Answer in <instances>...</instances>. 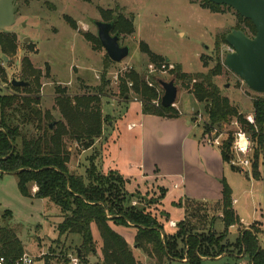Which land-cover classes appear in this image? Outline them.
I'll return each instance as SVG.
<instances>
[{"label":"rangeland","instance_id":"374dc122","mask_svg":"<svg viewBox=\"0 0 264 264\" xmlns=\"http://www.w3.org/2000/svg\"><path fill=\"white\" fill-rule=\"evenodd\" d=\"M15 4L17 10L14 24L4 31L0 30V34L10 33L16 37V51L13 55L7 57L0 50V94L13 92L11 79L28 80L31 91L39 98L38 108L41 111H50L57 120L61 118L55 106V89L58 87L65 89L67 95L98 97L101 100V109H104L102 114H105L104 124L107 127L108 122L111 125L110 121L116 122V118L122 114L119 106L129 101H138L130 90V83L126 81L128 93L125 94L120 89L121 81L125 80L127 72H136L147 82L151 77L172 81L169 73L171 65H179L185 73H206L216 65V53L221 70L213 78V82L220 94L227 97L241 114L245 116L252 113V100L261 94L250 90L223 65L225 55L231 52V48L222 41L227 33L238 29L246 31L249 37L253 36L246 20L228 6L213 7L204 0H15ZM117 15L132 20L134 27V32L130 35L118 33L119 44L128 48V55L119 63L107 58L105 50L97 42L95 26L96 21L108 22L109 18H115ZM140 43H144L153 54L160 56L164 61L154 63L149 60L139 48ZM23 59L28 61L33 70L39 72L37 81L27 74V69L25 74L22 71ZM174 83L177 86V98L172 108L178 114H181L179 110L182 109L189 111V118L200 126L203 132L204 121H208L204 105L196 101L184 85L175 81ZM19 92L24 94L21 88ZM162 93L161 89L160 97ZM233 120L235 119L231 121ZM229 123H223L221 129H229ZM33 127L31 126V132ZM114 129L111 136H118V140L123 142L128 150L126 155H131L132 145H135L138 139L133 137L135 131L126 130V121L123 118L117 122ZM214 129L211 128L210 131ZM206 131L210 132L209 128ZM106 137L102 136L95 141L94 147L87 149L70 138H64L70 153L69 171L85 175L86 169L93 162L97 172L108 174L110 170L105 169L103 150ZM115 159L120 162L119 156ZM124 161L125 159L121 163ZM258 169L260 178L257 184H261L262 189L258 190L256 186L253 194L256 193V197L261 200L263 208L264 156L259 157ZM236 176L248 187L243 174L238 173ZM127 179L129 181H126L125 191L140 195V200L133 198L131 204L146 206L152 214L156 213L157 204L147 203L149 199L160 194L155 181L141 183L138 176H128ZM170 185L168 183L166 187L164 183H160L168 193L171 190ZM33 186H28L30 193H33ZM138 187L140 188L137 189ZM257 198L255 200H258ZM160 207L170 214V220L179 217V212L171 209L169 194ZM198 209H201L199 214L206 215V220L201 225L197 223L198 229H203L205 233L211 231L208 230L207 224L214 216L208 214L209 208L192 205L189 221L191 213ZM5 210L11 211V217L5 219L20 240L23 253L38 257L37 260L43 264L46 261L49 264H71L70 256H75L74 249L79 241L73 234L58 238L56 225L62 220L59 208L43 199L23 197L18 191L17 178L13 174H0V225L3 224L2 214ZM191 220L195 221L192 218ZM215 229L222 230V225L217 223ZM234 237L235 232L230 231L228 239L233 240ZM258 239L264 249V233H260ZM131 249L141 264L155 263L154 258L146 256L140 249ZM242 256L230 247L220 259H208L200 264H239V258ZM243 259L248 264V258L244 256ZM88 261L89 264H102L100 245L97 244L96 255L89 256ZM169 264L181 263L171 261Z\"/></svg>","mask_w":264,"mask_h":264},{"label":"trees","instance_id":"16d2710c","mask_svg":"<svg viewBox=\"0 0 264 264\" xmlns=\"http://www.w3.org/2000/svg\"><path fill=\"white\" fill-rule=\"evenodd\" d=\"M204 2L213 7L220 6L207 0ZM243 19L254 36L253 24L250 20ZM107 21L112 23V35H130L134 32L132 20H127L122 15L111 17ZM241 31L247 35L246 31ZM223 39L226 43L225 37ZM97 42L101 46L98 38ZM139 48L152 62L164 61L160 56L153 54L144 43H140ZM0 50L7 57L15 53L14 34H0ZM215 62L216 65L206 73H185L177 64L172 65L169 73L172 81L184 85L195 100L204 105V113L210 126L221 127L223 123L227 124L236 119L242 128L250 133L254 142L251 174L253 178L258 179L259 157L264 156V94L261 93L252 100L254 125L248 124L244 115L227 97L220 94L213 82V78L221 70L217 53ZM22 65L24 74L27 69V74L37 81L39 72L33 70L25 59L22 60ZM124 79L121 81V91L128 93L126 81L130 83V90L140 102L143 114L177 117L178 113L172 106L164 108L160 105V79L151 77L147 82L144 77L131 71L125 74ZM25 81L28 82L26 87L12 86L11 94H0V174L15 175L18 191L23 197L43 199L59 208L62 220L56 225L58 238L68 236L67 234L77 236L79 243L74 249V254L79 264H89L88 257L96 255L97 243L93 237V228L101 241L102 264H141L135 258L131 247L112 225L133 227L134 248L154 258V264H167L184 259L189 264H199L202 258L213 259L226 254L230 247L246 256L248 264H264V249L258 239L260 230L255 224L246 230L239 229L234 242L227 240L228 228L240 223L232 207L231 189L224 179L221 181V221L224 226L222 232L217 233L212 228L215 217L207 224L208 230L211 231L205 233L203 229H198L197 223L201 225L206 220V215L199 214L201 209H198L191 213L189 221V211L192 205L203 207L186 200L184 219L176 223L174 231L166 233L163 223L147 210L146 206L131 204L133 198L140 200V195L126 192L125 180L116 171L110 170L106 175L100 174L96 171V165L91 162L85 175L70 172V153L64 138H70L87 149L101 137L104 123L101 100L93 95H67L65 89L58 87L55 89V106L61 118L57 120L50 111H41L38 108L39 98L31 91L29 81ZM20 88L24 91L23 95L19 92ZM50 124H53L51 128ZM31 126H34L32 132ZM207 128L209 127L205 126L203 131ZM220 154L228 164V142L224 143ZM29 184L36 187L34 193H30ZM159 191V196L149 199L147 203L157 204L165 193L163 189ZM175 205L180 207L182 203ZM160 215L167 220L163 212ZM2 216L0 256L14 259L23 253L22 245L5 219L11 217V212L5 210ZM45 264L49 262L46 261Z\"/></svg>","mask_w":264,"mask_h":264},{"label":"crops","instance_id":"0c3cea01","mask_svg":"<svg viewBox=\"0 0 264 264\" xmlns=\"http://www.w3.org/2000/svg\"><path fill=\"white\" fill-rule=\"evenodd\" d=\"M118 109L120 112L122 111V114H119L120 116L116 118V122L110 121L111 125L108 122L107 127H105V122L102 125L101 137L107 136L105 149H103L105 152V169L119 173L125 180V185L128 176H138L141 183L154 180L159 189L165 190L164 197L155 205L156 213L153 214H156L159 221L163 223L166 233L174 231L176 223L184 219L186 200L200 204L206 209L209 208L207 209L208 214L215 217L213 230L217 233L222 232L224 229L221 221L222 179L226 181L231 189L232 207L240 223V225L230 226L228 234L230 231H234L237 237L239 229H249L252 224L258 227L260 233H264V207L262 208L261 200L256 197V193L253 194L256 186L258 190L262 189H260V186H262L260 182V186L257 184L260 176L255 179L248 170L233 169L223 161L219 149L204 144L202 129L191 121L189 111L179 110L181 114L173 118L143 114L138 101H129L119 106ZM103 115L105 116V114ZM122 118L126 121V130H134L136 136L133 135V137L138 138L136 144L132 145L131 150L133 152L131 155H126L128 150L125 149L124 143L118 140V136H111L117 122L122 121ZM95 141L91 147L96 145ZM113 147H116V149ZM118 156L120 162L115 159ZM124 159L125 161L122 164L121 161ZM238 173L244 175L249 184L248 187H246L247 185L243 180L236 176ZM160 183H164L166 187L170 183V193L165 187L160 186ZM32 191L33 193L36 191L35 186H33ZM247 193L248 195H246ZM168 194L171 196V209L179 212V217L172 220L169 219L170 214L160 207ZM241 197H244V199ZM256 198L258 200H255ZM178 202H181L182 206H176L175 204ZM159 211L167 216V221L164 222L165 218H161ZM170 223H173L174 226ZM217 223L222 225V230L217 231L215 229ZM112 227L131 248L134 247L135 229L133 227L113 225ZM93 229V237L96 243L100 245L99 235L96 229ZM228 234L227 240L234 242L236 237L230 240ZM134 250L137 251L135 248ZM224 255L222 254L213 259L218 260ZM243 258L244 256L239 258V264L245 263ZM208 259L202 258L201 261ZM177 262L187 263L185 259Z\"/></svg>","mask_w":264,"mask_h":264},{"label":"water","instance_id":"95a60500","mask_svg":"<svg viewBox=\"0 0 264 264\" xmlns=\"http://www.w3.org/2000/svg\"><path fill=\"white\" fill-rule=\"evenodd\" d=\"M217 5H225L241 17L251 21L255 35L249 37L241 30H231L225 35L231 52L225 55L223 65L236 75L252 91L264 94V0H207ZM17 4L15 0H0V30H5L15 22ZM97 38L107 57L115 63L128 55L127 46L119 44V36L112 35V23L96 21ZM27 39V38H26ZM6 60V58H4ZM162 88L160 105L173 106L177 98V87L173 81L159 80ZM11 86L26 87L25 80L11 79ZM53 124H50V128Z\"/></svg>","mask_w":264,"mask_h":264},{"label":"built area","instance_id":"2783aa9c","mask_svg":"<svg viewBox=\"0 0 264 264\" xmlns=\"http://www.w3.org/2000/svg\"><path fill=\"white\" fill-rule=\"evenodd\" d=\"M171 68L172 65L170 66V69ZM244 118L248 124L254 125V118L252 113L245 115ZM229 124L231 127L223 131V129H221L223 125L221 127L210 126L209 121H204L202 128L208 126L209 131L211 128L215 129L214 131L210 132L203 131L202 140L204 144L215 147L219 150L222 149V146L225 142H228V152L230 154L228 164L231 167L239 170L250 171L254 147V142L250 137L251 135L248 131L242 128L241 124L236 119L231 121ZM262 135L264 136V131ZM170 225L174 226L173 223H170ZM37 258L38 257H35L28 253H22L20 256L14 259H8L5 256H0V264H43V262H39ZM70 263L79 264V261L76 256H70Z\"/></svg>","mask_w":264,"mask_h":264}]
</instances>
